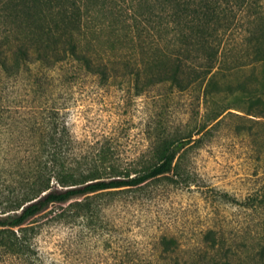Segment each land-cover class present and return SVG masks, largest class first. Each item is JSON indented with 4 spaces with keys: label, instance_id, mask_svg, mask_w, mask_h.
<instances>
[{
    "label": "trees",
    "instance_id": "obj_1",
    "mask_svg": "<svg viewBox=\"0 0 264 264\" xmlns=\"http://www.w3.org/2000/svg\"><path fill=\"white\" fill-rule=\"evenodd\" d=\"M0 10L7 27L0 43V264H81L65 251L42 250L43 230L63 225L77 245L118 193L161 178L193 182L187 150L203 144L208 120L224 112L241 116L230 110L231 100L248 102L247 113L264 117V74L255 86L222 87L220 80L228 75L223 63L237 57L228 31L240 17L245 51L264 73V0H2ZM120 49L129 54L117 55ZM113 63L139 90L162 82L181 91L199 87L203 101L215 106L195 127L158 135L150 156L123 163L110 135L81 140L61 92L73 68L105 83L117 75ZM242 204L256 216L252 242L208 226L188 245L175 233H160L152 253L139 255L111 239L107 264H264V186Z\"/></svg>",
    "mask_w": 264,
    "mask_h": 264
},
{
    "label": "rangeland",
    "instance_id": "obj_2",
    "mask_svg": "<svg viewBox=\"0 0 264 264\" xmlns=\"http://www.w3.org/2000/svg\"><path fill=\"white\" fill-rule=\"evenodd\" d=\"M243 20L245 17H240L228 31L230 44L237 47V57L223 63V73L228 75L220 74L222 87L228 83L233 87L241 81L255 86L263 78L262 62L245 51ZM6 30L0 13V43ZM116 53L129 54L125 49ZM113 65L117 75L105 83L84 69L73 68L70 80L64 75L67 93L61 92L73 107L81 140L87 136L95 140L102 133L110 135L114 155L123 163L150 156L147 148L158 135H178L195 127L215 106L203 101L199 87L181 91L162 82L139 90L133 76L121 75L122 67ZM217 96L220 105L225 92ZM231 101L234 107L230 110L241 116L224 112L218 119L208 120L203 144L187 150L193 182L176 184L161 178L143 188L120 192L79 244H70L66 239L69 230L57 224L38 237L41 249L65 251L81 264H107L112 255L107 241L111 239L118 240L123 252L128 247L131 252L146 255L152 253L151 241L160 233H175L188 245L208 226H221L236 239L247 236V242H252L257 220L242 201L252 189L264 186V117L247 113L248 102ZM246 116L260 120L249 121Z\"/></svg>",
    "mask_w": 264,
    "mask_h": 264
}]
</instances>
